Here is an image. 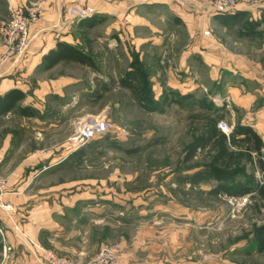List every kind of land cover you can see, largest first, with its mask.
Returning <instances> with one entry per match:
<instances>
[{
	"label": "rangeland",
	"instance_id": "rangeland-1",
	"mask_svg": "<svg viewBox=\"0 0 264 264\" xmlns=\"http://www.w3.org/2000/svg\"><path fill=\"white\" fill-rule=\"evenodd\" d=\"M249 4L253 14L244 20L226 24L207 17L192 36L165 23L162 30L174 38L162 46L150 43L152 31L145 26L128 31L122 22L80 30V44L96 68L63 62L28 75L31 90L45 79L58 93L42 96V134L19 135L22 148L9 151L13 165L29 152L46 154L25 186L32 203L44 200L63 209L62 216L53 214L57 236L44 232L39 238L45 248L79 263L116 245L124 264H264V240L255 239L264 228V163L253 154L249 170L262 186L240 197L209 195L215 181L191 186L183 180L213 153L197 150L184 160L200 132L199 114L217 118V126L225 123L230 130H220L227 135L239 123L264 122V0ZM148 18L162 25L155 13ZM194 41L216 53L180 63V51ZM134 63L151 84L156 109L139 106L121 83ZM97 119H105L108 130L82 146L83 156L39 171L69 151L78 125ZM262 122L257 131L264 137ZM91 191L92 198L78 199Z\"/></svg>",
	"mask_w": 264,
	"mask_h": 264
},
{
	"label": "crops",
	"instance_id": "crops-1",
	"mask_svg": "<svg viewBox=\"0 0 264 264\" xmlns=\"http://www.w3.org/2000/svg\"><path fill=\"white\" fill-rule=\"evenodd\" d=\"M8 1L11 4H31L36 1L39 2L42 11L39 17L30 25V41L26 51L17 59L13 61L9 59L1 60L4 47L0 36V157L2 158L0 175L6 179L5 187L0 192V202L11 204L12 210L10 212L13 216L11 218L9 213L0 206V225L4 231L3 234L0 233V258L1 247L5 241L12 247V251L4 264H40L22 247L20 240L13 231V219L19 222L22 230L28 236L42 244L39 240L43 236L42 233L49 232L53 234L52 236H57L60 230L56 225L53 214L62 216L63 209H61L62 206H56L58 204L51 206L44 200L33 201L32 203V200H29L31 195L25 191L27 181L38 174V170L34 167L40 166L38 163L40 160L47 158L46 154L39 155L35 151L29 152L18 164L13 165L9 151L22 148L23 145L16 142L19 140L17 139L19 135L31 134L32 131L37 135L42 134L46 124V120L42 118V114H45L41 106L42 98L48 95L56 97L58 93L53 88L54 84L45 79L37 80L35 84L38 87L31 90L34 80H29L28 75L38 70L39 72L51 70L63 62L79 63L72 58H60L52 66H49L44 55L50 50H55L58 42L69 43L85 51V47L80 44L77 36V32L80 30L93 29L96 26L112 29L121 27L122 22L128 31L134 27L145 26L152 31L149 38L150 43L162 46L167 40H172L173 37L166 30H162L165 23L173 27H184L187 34L192 36L193 33H200L203 21L207 17L221 22L219 15L222 13H215L206 0H192V4L181 0H0V19L6 17L9 13ZM79 2L93 9L91 21L87 19L88 17L75 20L69 15L68 8L70 5ZM236 11L245 12L244 16L247 18L250 14H253V6L238 3L236 9L230 13L233 14ZM151 12L157 15V20H160L162 25L155 26L151 22V18H148ZM85 19L91 22L93 26L83 27L84 24L88 23ZM80 20L81 22H79ZM194 37L197 38L198 36L194 35ZM206 48H208L206 44L197 41L191 42L180 51L179 62L184 63L186 58L194 54L204 57L205 60L207 53L209 55L216 53L207 52ZM37 116L40 119H35ZM260 117L259 113L258 120L262 119ZM15 119L18 120V125L13 122ZM31 120H35V125L32 126ZM261 122L255 123L254 126L250 125L256 131H260L258 127H260ZM52 125L55 124H49V126ZM258 131L257 133L264 142V137ZM68 150L63 157L50 158L49 162L43 164L42 169L39 171H44L62 163V160L73 151L71 148ZM26 168L29 172L25 174ZM32 171L37 172L33 173ZM92 196L93 193L78 199H88ZM55 202L57 203V201ZM121 264H124L123 259Z\"/></svg>",
	"mask_w": 264,
	"mask_h": 264
},
{
	"label": "trees",
	"instance_id": "trees-1",
	"mask_svg": "<svg viewBox=\"0 0 264 264\" xmlns=\"http://www.w3.org/2000/svg\"><path fill=\"white\" fill-rule=\"evenodd\" d=\"M244 15L245 12L236 11L233 14L222 13L219 18L222 23L228 24L244 20ZM87 19L91 21V16ZM90 26H93L91 22L83 25V27ZM137 57L135 62H137ZM44 58H46L49 66H52L60 58H72L79 63L96 68L88 51H82L65 42H58L56 49L50 50L44 55ZM121 83L133 92L139 106L146 109H156L158 101L154 98L151 84L147 81L139 64L134 63L131 65L123 79H121ZM198 118L201 122L200 132L193 137L192 143L184 151V160H191L197 150H213V153L207 164L193 173L183 176V180L188 181L191 186L200 182L215 181V185L206 192L215 197L221 196V194L240 197L258 191L262 185L256 182L253 168L249 170V164L253 165L252 156L254 155L262 164L260 155L264 142H262L257 131L251 125L239 123L227 135L216 125L217 118L204 117L202 114H199ZM84 152L83 147L73 150L62 162L71 161L75 158L79 159ZM259 231L255 239L261 242L264 240V228Z\"/></svg>",
	"mask_w": 264,
	"mask_h": 264
},
{
	"label": "built area",
	"instance_id": "built-area-1",
	"mask_svg": "<svg viewBox=\"0 0 264 264\" xmlns=\"http://www.w3.org/2000/svg\"><path fill=\"white\" fill-rule=\"evenodd\" d=\"M215 13H230L236 9L238 3L249 4L253 0H207ZM9 13L6 18L0 20V36L4 51L1 60H15L22 55L30 41V25L39 17L42 8L36 4H11L8 1ZM93 9L81 2L68 8L69 15L75 20L89 17L93 14ZM218 127L224 132H228L229 127L218 122ZM108 130L105 119L90 120L78 125L72 135L68 138L69 148L76 150L92 139L102 136ZM262 150V149H261ZM261 161L264 163V153L261 151ZM2 158L0 157V164ZM6 179L0 176V192L4 189ZM0 206L11 214L12 206L10 203L0 202ZM13 231L20 240L22 247L28 251L40 264H121L119 248L116 245L105 246L83 263L74 262L68 258L57 256L53 251L45 248L37 240L28 236L21 228L18 221L13 219ZM3 227L0 225V233L3 234ZM12 247L5 241L1 247V262L9 258Z\"/></svg>",
	"mask_w": 264,
	"mask_h": 264
}]
</instances>
